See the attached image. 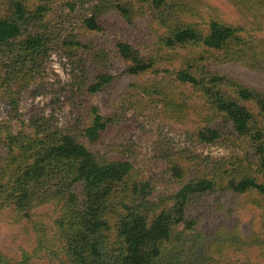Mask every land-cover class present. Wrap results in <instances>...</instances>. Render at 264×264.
I'll list each match as a JSON object with an SVG mask.
<instances>
[{
  "label": "rangeland",
  "instance_id": "1",
  "mask_svg": "<svg viewBox=\"0 0 264 264\" xmlns=\"http://www.w3.org/2000/svg\"><path fill=\"white\" fill-rule=\"evenodd\" d=\"M240 1L246 6L248 1L260 4L257 13L264 14V0H167L175 8L169 24H195L205 32V23L215 20L252 31L254 22ZM6 3L0 0L1 16H5ZM38 6L46 9L39 23V33L46 36L44 53L31 55L17 48L13 53L0 51L1 162L20 155L32 162L33 152L41 147L38 143H48L49 134H68L99 159L130 163L128 183L148 182L151 200L159 203L169 202L186 182L202 177L218 180L223 170L230 171L249 157L246 142L231 134L213 144L196 138L208 122L215 125L220 121H210L203 94L179 84L175 73L183 58L196 59L201 50L192 45L172 50L162 47L167 29L146 0L26 2L28 10ZM116 7L128 9L131 16L123 18ZM92 16L99 19L104 33H91L84 27L83 22ZM257 36L264 40V33ZM119 39L131 43L142 56L156 59L154 69L127 76L125 65L115 56L114 43ZM71 40L101 47L103 51L96 54H102V60L96 58L95 48L78 50L68 44ZM253 55L246 52L240 60H223L209 70L264 94V52L258 51L259 61L254 62ZM98 74L111 76V83L96 94L87 93L85 87ZM91 108H96L107 126L90 145L82 132L91 124ZM15 164L8 162L9 171L17 174L9 176L3 167L0 170L8 176L4 180L2 176L1 183H8L14 193L23 187L18 162ZM174 167L180 170L178 179L173 176ZM57 182L54 179L49 186L48 181L29 183V202L20 210L14 204L0 205V253L11 264L23 255L30 257L28 264H74L67 256L68 227L59 224L65 200L54 192ZM72 192L80 198L78 186ZM3 195L7 196L3 193L1 198ZM186 216L196 221L195 233L204 237L203 264H264V206L255 194L217 192L195 201ZM185 239L186 252L177 254L181 264L196 258L188 250L197 246L191 233ZM108 241H113L112 235Z\"/></svg>",
  "mask_w": 264,
  "mask_h": 264
},
{
  "label": "trees",
  "instance_id": "2",
  "mask_svg": "<svg viewBox=\"0 0 264 264\" xmlns=\"http://www.w3.org/2000/svg\"><path fill=\"white\" fill-rule=\"evenodd\" d=\"M6 2L5 16L0 15L2 54L13 53L17 48L31 55H42L46 50V36L39 33V23L46 9L38 6L28 10L27 0ZM146 2L150 10L158 15L159 23L167 29L166 36L161 39L162 47L172 50L178 46L192 45L201 50L196 59L183 58L181 67L175 73L179 84L203 94L210 109V121H220L215 125L208 122L198 130V141L213 144L224 134H231L246 142L252 155L233 165L232 170H223V176L218 180L208 177L190 180L168 199L169 202L154 203L148 182L128 183L132 168L130 163L99 159L71 135L49 134L48 143H38L41 147L33 152L32 162L24 155L13 160L11 153L8 154L12 161L9 158L0 161V170L3 167L9 176L17 174L16 170L12 173L9 171L8 162L13 166L18 162L23 187L14 193L7 187L8 183H1L2 176L4 180L7 175L0 173V205L14 204L20 210L25 202H29L26 189L29 183L39 185L48 181L49 186L52 180L57 179L54 192L65 200L64 216L59 224L68 227L67 256L74 264H181L177 254L187 250L184 244L186 233H191L197 244L196 248L191 246L188 249L196 258L192 261L189 259L187 263L197 261L203 264L200 256L206 247L204 237L195 233L196 221L186 216L195 201L217 192L232 195L253 193L264 206V94L238 86L228 77L209 70L212 64L223 60H240L246 52L254 54V62L259 61L258 51L264 52V40L257 36L264 33V14L257 13L260 4L248 1L246 6L240 1V5L246 6L248 19L254 22L253 32L215 20L206 22L203 32L195 24H169L175 8L169 6L167 0ZM116 9L123 18L131 16L128 9ZM83 24L91 33H104L99 19L94 16ZM68 44L82 51L95 48L96 58L102 60V54H96L97 50L103 51L101 47L96 49L91 44H81L75 40ZM114 50L116 58L125 65L123 72L127 76L144 74L156 65V59L142 56L137 48L122 39L114 43ZM111 81V76L98 74L85 90L89 94H96ZM90 113L91 124L83 129L82 136L91 145L99 140L107 121L96 108H91ZM16 143L19 144L18 141ZM172 172L175 178H180L179 169L174 167ZM228 175H235V178L225 180ZM75 186L80 190V198L72 192ZM3 193L7 196L1 198ZM111 235L113 241H108ZM29 259L28 255H23L20 261L13 264H28ZM0 264L11 263L0 253Z\"/></svg>",
  "mask_w": 264,
  "mask_h": 264
}]
</instances>
